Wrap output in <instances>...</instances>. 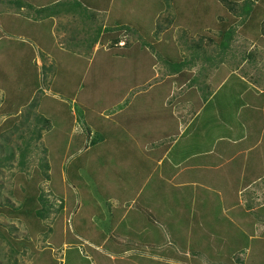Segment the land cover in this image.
Returning <instances> with one entry per match:
<instances>
[{
  "label": "rangeland",
  "instance_id": "obj_1",
  "mask_svg": "<svg viewBox=\"0 0 264 264\" xmlns=\"http://www.w3.org/2000/svg\"><path fill=\"white\" fill-rule=\"evenodd\" d=\"M7 1L0 0V71L5 69V74L0 72V109L4 101H10L11 91L14 106L28 101L21 83H13L12 71L19 61L17 64L12 58L23 60L21 47L31 44L15 41L11 31L2 28L9 14H17L24 25L18 15L24 12L16 13L17 8ZM232 1L240 4L234 6V13L225 9L222 0H111L105 12L108 15L95 14L99 16L98 27L91 28L87 37L97 40L102 34L105 42L108 34V41L119 38L125 49L112 45L105 53L100 48L90 63L88 57L80 59L75 52L63 55L65 65L62 71L52 69L50 89L43 91L39 86L18 118L0 116V127L7 132L3 133L11 135L10 144L0 143V158L14 153L12 161L0 168V264H239L235 258L241 256L242 264H264L263 183L259 179L248 182L249 172L242 169L237 172L238 179L233 178L239 167L235 161L218 171L221 163L216 155L203 158L212 162L204 168L199 166V159L190 161L194 153L206 152L217 144L215 137L222 135V129L207 123H212L210 118H222V104H227L225 116L238 111V117L246 121L250 110L241 107L264 101V5L257 10L254 23L244 25L237 17L244 0ZM77 2L66 0L60 5L70 8ZM224 23L237 28L230 48L222 54L216 43ZM66 29L75 30V26ZM61 32L52 31L48 44L54 58L60 52L65 54L61 49L69 48L71 35ZM210 38L215 42H209ZM11 40L16 43L10 45ZM186 40L201 42L202 51L192 48L184 53L189 46ZM32 46L41 66V56L49 58L47 47L36 50ZM116 53L125 59L114 58ZM175 61L184 62L179 63L182 68L172 64ZM173 65L181 69V78L171 73ZM241 92L248 94L241 97ZM54 101L64 107L66 118H56L46 107L49 113H43L44 104ZM130 103L135 104L129 107ZM114 109H125V113L111 126L104 117ZM139 112L145 114V122L136 129V122L129 116ZM25 115L30 126L26 124L12 134ZM13 118L14 122L8 124ZM44 118L49 128L43 131L47 133L41 141L43 147L37 143L30 163L21 168L17 147L29 138L32 124ZM192 118L194 125L185 130ZM95 121V128L110 134L108 137L97 132L95 139L87 140V127L82 126ZM178 129L182 134L171 154L165 156L163 150L176 139L166 141L164 133L178 135ZM181 137L189 140L184 142ZM115 141L129 151V160L133 152L138 164L126 163L125 153ZM44 148L47 155L42 152ZM153 151L157 155L150 158L148 153ZM43 156L51 171L50 180L41 184L40 191L53 209L62 205L63 210L51 213L44 222L31 214L12 216V208L23 202V179L40 175L38 164ZM162 156L166 160L159 167ZM176 161H183L177 170ZM253 164L249 161L246 166L251 168ZM97 244L105 246L95 249Z\"/></svg>",
  "mask_w": 264,
  "mask_h": 264
},
{
  "label": "crops",
  "instance_id": "obj_2",
  "mask_svg": "<svg viewBox=\"0 0 264 264\" xmlns=\"http://www.w3.org/2000/svg\"><path fill=\"white\" fill-rule=\"evenodd\" d=\"M17 1L18 0H8L7 4L16 7L17 10H14L16 13L24 12L23 15L18 14L20 16V19L22 21H24V25L22 26L23 23H20L18 21L17 14H9V15H7L9 17V21H7V23L4 25L5 27H2V26L1 27L3 29H5L6 32L8 30H10L11 34H12L11 36H12V38H14L15 41H18V42L19 41L20 42L25 41L26 45H27V43L31 44L30 47L27 46V48H25V49H23L21 47V50H22V53L24 56L23 60L19 59V58H15V59L12 58V60H15L17 62V64L19 61L18 67L12 71L13 72L12 73L13 83H15V84L21 83L22 87L25 88L23 91L28 92V96L30 98H29V101L27 102V104L30 103V101L33 99L34 95L38 91L39 86H41L43 91H45V88L50 89L48 84L52 80V78H51L52 69L55 68L57 71L58 70L62 71L63 66L65 65L64 62H65L66 57H63V55L67 56L68 54L70 55V52H75L77 57H79L80 59L83 57H84V59H86L88 57V61L90 63L91 59L95 57L97 50H100V48L105 53H109L111 51V50H109V47L112 45L115 49H119V50L125 49V43L122 42V40H120L119 38L114 39L116 41H111V42L108 41L110 39L108 34H107V39L105 42H103L101 40L103 38L102 35H100V39H97V41H95V42H93V40H94L93 37H90V38L87 37V35H89V33L91 32V28H94V26L98 27V24H96V20L99 16H95V14H102V15L106 16V15H108V13L97 12V11H94L92 9H88V7L85 8L84 5L78 6L75 4L74 5L75 7H70V8H67L66 6L63 7L62 5H60L62 2L66 1V0H47V1H44V0H19V2L22 1L25 4H19L18 7L16 5ZM38 1H40V2H38ZM58 4L60 7L59 6L56 7ZM53 7L56 8V9H54V11H57L58 14H56V15L48 14L49 17H47V16L45 17L43 14L37 13L38 11L43 12L44 9H47L49 11V9H51ZM29 11H31V12H29ZM49 13H51V12H49ZM56 20L57 21L58 20L64 21V24L63 23L62 24L56 23L55 22ZM44 22L48 23V25H45ZM17 24H18V27L16 26ZM104 24H105V22L103 23V27H102L103 29L107 28V26L105 27ZM20 25H21L22 29L19 28ZM66 26H69V27L75 26V30H77V31H75V30L67 31ZM110 30L113 31L114 29L112 28ZM15 31H16V33H15ZM52 31H54L56 33L61 32V31H65L64 33H62V32L61 33L63 35H65V33H69L71 35L69 41H67V43H68L67 45L69 46V48L67 50H65V48H64V50L61 49L63 52L65 51V54H62L60 52L59 53L60 55L58 54L57 57H55L56 60L54 58V55L50 51V47L48 46ZM18 32H23L22 34H19L22 36H19ZM42 34L45 35L43 37H46V39L43 37L40 38ZM0 36L3 37V35H0ZM77 36H78V38L79 37L80 38L78 39ZM33 39H34V42H31V40H33ZM15 41L11 40L8 42H11L10 43V45H11L12 43H16ZM104 44H106V45H104ZM32 45H34L35 48L37 47L36 50L47 47L46 48V50H47L46 55L49 58L47 59V58H45V55H42L41 58H42L43 62L41 63L42 64L41 66H38V61L35 60L36 58L34 57V54L32 53L34 50ZM87 52L90 54V56L87 54ZM122 53H123V51H122ZM112 56L114 58L117 56L119 58L125 59L123 54H121V57L119 56L118 53H116L115 56L114 55H112ZM119 58H116V59L120 60ZM46 61H48V62L45 63ZM52 62H54L55 66L53 65ZM219 62H222V61H219ZM28 65H30L29 70H28ZM60 66H61V68H60ZM4 70L5 69H2V71H0V72L5 74V72H3ZM30 75H33V77H30ZM175 76H178V74H176ZM41 79H43V81H44L43 85H42ZM222 86L224 87L225 84L222 83ZM47 91L48 92H46V93H49L50 90H47ZM11 94H12V96L10 98L15 96L13 91H11ZM245 94H248V93L247 92H241L240 96L241 97L245 96ZM240 96H239V98H240ZM55 102H58V101H54L52 103L47 102L46 104H44V107L41 110H45V112H43L44 114L46 112L49 113L46 110V108H48L49 111L53 112V114L56 116V118H66V116H65L66 110L64 109V107L60 103L55 105L54 104ZM241 102L243 103V101H241ZM135 103L139 104L138 102H135ZM135 103H130L129 107H131ZM208 103L209 102H207L205 104H208ZM27 104H25L23 106H13L12 111H14V112L12 113V115H14L16 113L19 116V114H21L22 112L24 113V111L27 110L25 108ZM49 106H52V107H49ZM119 106H120V103H117V107H119ZM226 106H227V104H222V110H223L222 111V118L218 117V118L208 119V121H212V123H207L208 125H211V126L216 125L215 128L218 125L222 129V135L218 134L215 137V139H217L215 141L217 144L214 143V146H216L215 149L213 146L212 148H210V150H207L206 152H202V153H198V154L194 153V158L191 159L190 161L193 160L194 162H197L200 160V163H198V164L200 167L204 168L205 165L209 166L208 163L210 162V164H211L212 162L210 160L208 162L207 160H205L203 158H206V157L209 158L210 156L216 155L218 157V159L220 160V163H221L220 165H217L218 171L222 170L223 165H225V164L227 165V163L231 164L232 162L235 161V164L239 165V167L236 168V170H235L236 174L234 176H232L233 178L235 177L236 179H238L237 172L241 171V169H242V170H245L246 172H249V176L246 178L248 180V182L252 183L253 181H256L257 179H259L258 182H262L263 187H264V138H263L264 137V101L257 103V105H254L253 107H252V105H248V103H245L241 107V109H243V108L248 109L249 108V110H250L248 120H246V121H244L242 118L240 119V117H238L239 116L238 111L236 112V114L234 116H233V114L231 115L229 112H228L227 116H225L224 113L226 112V110H224V108ZM58 107L60 108L61 111H58L59 110ZM124 107H128V106L125 104ZM219 107H217L218 110L221 109V107L220 108ZM61 108H63V109H61ZM201 109L199 110L198 113L201 112ZM123 113H125V109L119 110V111H116L114 109L112 111V114H109V116L104 117V120L109 121L110 125L112 126L117 122L116 118H118L120 115L122 117ZM102 114L103 113H101V115ZM101 115H100V117H102ZM105 115H106V113L104 114V116ZM229 115H231V116H229ZM14 117L16 118L17 116H14ZM129 117L133 118L134 121L136 122V126H135L136 129H138V127L143 122H145V114L141 113V112H139V114L137 116H129ZM71 118L75 119V115L72 114ZM193 120H194L193 118L190 119L188 125H185V126H188V128H186L185 130H188V129L190 130L191 126L194 125ZM58 123H59V121H58ZM86 124H84L82 127H88L90 125L93 127V130L95 131V132H92V130H91L90 132H88V131L86 132L88 134L87 140H90L91 137H93V135H95L97 132H101L99 129L95 128L96 121L93 123H89V125H86ZM110 125L108 126V128L111 129ZM88 128L91 129L90 127H88ZM193 130H194V128H193ZM101 133L106 134V137H108L110 135V134L104 133V132H101ZM168 133H169L168 135H167V132L164 133V135L166 136V141L174 140V139H176V140H174V142H172V144L170 143L171 145H170V147H168L166 149V151L163 150V152H165V154H164L165 156H168V154L169 155L171 154L174 146L177 144L176 143L177 139L182 134L181 132L179 133V129H178V132H176L178 135H173L174 134L173 132H168ZM46 135H47V133L43 134V139ZM168 137H170V138H168ZM181 138H183V137H181ZM151 139L154 140L153 137H151ZM218 139H219V141H218ZM161 140L158 138L159 143H161ZM183 140H184V142H186V140L188 141L189 139L183 138ZM115 142L117 143V145H116L117 148L119 147L120 152L123 153L121 150L122 146L120 145V143H118L117 141H115ZM220 144H221V146H220L219 150L216 151L217 146ZM161 150H162V147H161ZM120 155H118L119 158H120ZM131 155H132L131 159L129 160L128 157L126 158V154H124V157H123L124 161L126 163L134 162L132 164H138L137 158L135 157V154L132 152ZM148 155L150 158H153L154 155H157V152L156 151L149 152ZM165 156H162L158 160L157 165H159V167H162V165L164 164L163 159ZM196 156H198V157H196ZM195 159H199V160L196 161ZM164 160H166V159H164ZM249 161L254 162V164L251 165L252 166L251 168L249 166L248 167L246 166V164ZM114 163H115V160H114ZM182 163H183V161H176V163H174L175 164L174 169L177 170V166L182 164ZM116 165H117V163H116ZM170 166L173 169V159H171ZM113 167H115L114 164H113ZM124 167H125V169H128L126 166H124ZM80 169L82 170V168H80ZM139 169L140 168H138L136 170H139ZM87 171H89V170H87ZM79 172H82V171H76V173H78V174H79ZM174 176H177V171L174 172ZM174 176H172V177L174 178ZM223 177H228V176L223 175ZM246 179H245V182H247ZM172 181H173V179H172ZM91 246H93V245H91ZM104 246H105V244L101 245L102 248ZM101 247H99V245L97 244L95 249L101 250Z\"/></svg>",
  "mask_w": 264,
  "mask_h": 264
},
{
  "label": "trees",
  "instance_id": "obj_3",
  "mask_svg": "<svg viewBox=\"0 0 264 264\" xmlns=\"http://www.w3.org/2000/svg\"><path fill=\"white\" fill-rule=\"evenodd\" d=\"M111 0H79V2L76 3V5H80L85 4L86 7L97 11V12H108L109 11V4H110ZM222 2L224 3V7L228 12L234 13V6L240 5L239 3L232 1V0H222ZM242 6L241 9L239 10V13H237V17H239L241 19L242 22H244V25H247L248 23H254L253 20L256 17L255 14L257 12V10L260 8L262 10L263 5H264V0H244L241 2ZM19 4H21L19 1L16 2V5L18 6ZM51 12V13H49ZM38 14H43L45 17H49L48 14H53L56 15L58 14L57 11H54V7L49 9V11L47 9H44L43 12L42 11H38ZM42 17V16H41ZM246 21V22H245ZM224 27H228L225 28ZM237 27H231L229 25V23H224L222 24V30L219 32V40L216 44H218V48L220 49V51L223 53H226V51L228 50L229 44L233 41V38H235V31L234 29ZM106 30H104L105 32ZM105 34V33H103ZM102 35V34H100ZM95 40V39H94ZM93 40V42H94ZM97 41V40H95ZM116 41V40H114ZM209 42L214 43L215 41L212 40L211 38L209 39ZM186 43L189 45L187 47H185V52H187V50L189 49H198L200 51L201 50V42L198 43H190L186 40ZM193 46V47H191ZM86 47V46H85ZM203 54V53H202ZM194 56V54H193ZM251 55H248V57H250ZM192 57V55H191ZM168 58V57H167ZM194 59L195 56H194ZM197 60V59H196ZM184 63L181 61H175L172 64H176V66L178 68H182V65L180 64ZM192 63V60H191ZM193 64V63H192ZM184 65H187V62H185ZM175 65H173V68H169L172 72L171 73H178V76L180 77L181 75V69L178 70L177 68H174ZM180 66V67H179ZM171 75V74H170ZM181 78V77H180ZM28 95V94H27ZM12 96V95H11ZM15 96H13L12 98L4 101L3 102V109H0V116H6L9 120V118H11L12 116H17L16 118H18V114H14L12 115V113L14 111H12L14 103H15ZM29 96H28V101H29ZM26 101L23 105L27 104ZM83 110H85V108H83ZM83 115V114H82ZM15 118V117H14ZM14 118L12 120L9 121L8 124H10L11 122H14ZM23 121H21L20 127L17 128L14 127L13 130L11 131L12 134H17L18 131L20 132V129L22 130L24 128V126H30V124L28 123L27 120V116H22ZM84 118V116H82V119ZM33 130L31 131V134L29 136L28 139L23 140L21 142V146L17 147V149L19 150V165L21 166V168H25L26 166V162H28V164L30 163V155L31 152H34L36 150H38V145L37 143L42 146V139H43V131L46 130V126H47V130L49 128V124H48V120H46L45 118L42 119L40 122L36 123L35 125L32 124ZM4 129L0 127V143L6 146L8 144H10V137L11 135L8 134H4L3 131ZM87 131L90 132L91 129H89L87 127ZM7 133V132H6ZM22 136H19V138ZM23 138V137H22ZM96 138V134L93 135V139ZM99 138V137H98ZM101 138V137H100ZM99 138V139H100ZM91 140V139H90ZM31 144V145H30ZM117 145V143L115 144ZM37 147V148H36ZM43 147V146H42ZM2 148V147H0ZM6 149L8 150V148L6 147ZM47 150V149H46ZM45 150V148L42 150L43 154L47 155V151ZM122 152L124 151V153L126 155L130 154L128 150H124L123 147H121ZM5 151V150H4ZM14 158V153L10 152L8 154V156L4 157V159L0 158V168H3L6 166V162H10L12 161V159ZM29 159V160H28ZM48 162L45 159V156L41 157L40 161H39V166L38 169L40 171V175L37 174H33L32 177H26V179H23V187L20 188L21 193L23 194V202L16 208H12V211L10 212L11 215H19V216H24V215H32V217L34 219H36L38 222H44L47 221L49 219V216L51 213H60L63 210V206L60 205L58 209H53V205L50 204L48 202V198L42 191H40V186L41 184H43L44 182H47L50 180V171H51V167L49 166V164H47ZM40 178H39V177ZM42 178V179H41ZM41 180L40 183H38V181ZM50 232V231H49ZM2 238L5 240V236L2 234L1 235ZM10 245V244H9ZM245 250V249H244ZM11 253H14V250H10ZM241 254H245L244 251H240ZM11 258V257H10ZM235 262L242 264L243 260H242V256L241 259H239L238 257L235 258Z\"/></svg>",
  "mask_w": 264,
  "mask_h": 264
}]
</instances>
